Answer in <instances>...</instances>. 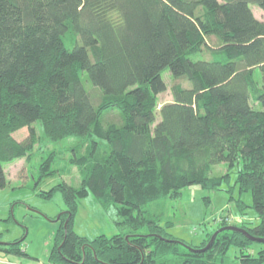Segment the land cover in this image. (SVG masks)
I'll return each instance as SVG.
<instances>
[{"label": "trees", "instance_id": "obj_1", "mask_svg": "<svg viewBox=\"0 0 264 264\" xmlns=\"http://www.w3.org/2000/svg\"><path fill=\"white\" fill-rule=\"evenodd\" d=\"M253 6L264 12V0H0V188L3 164L29 162L39 146L37 122L52 140L107 143L100 156L94 141L88 155L72 159L83 174L80 188L63 182L39 193L50 197L58 188L68 206L50 264H228L232 247L238 264L264 263V244L255 256L256 242L240 232H220L202 250L210 239L189 244L169 234L174 223L165 221L166 202L190 186L220 189L229 174L212 176L213 167L238 164L240 192L252 193L260 220L239 227L264 237V20ZM197 53L204 58L192 60ZM165 68L173 101L159 108ZM85 72L101 91L98 105ZM111 108L121 111L120 124L101 122ZM50 168L49 156L40 180L54 174ZM89 194L113 206L126 231L93 240L77 234L78 204ZM23 241L0 242V250L28 256Z\"/></svg>", "mask_w": 264, "mask_h": 264}, {"label": "rangeland", "instance_id": "obj_2", "mask_svg": "<svg viewBox=\"0 0 264 264\" xmlns=\"http://www.w3.org/2000/svg\"><path fill=\"white\" fill-rule=\"evenodd\" d=\"M253 9L256 17L264 20V12L257 6H253ZM190 58L197 61L203 59L204 55L197 53ZM162 75L168 88L158 96L159 108L173 101L171 91L173 79L169 68H165ZM254 76L261 85L262 73L259 68L255 69ZM83 81L91 101L94 105H98L100 89L88 79L86 72L83 75ZM185 86L189 87L190 82H185ZM252 106L257 110L262 109L261 105L254 102ZM121 115L118 108H111L100 115V120L103 124H120ZM34 126L40 136L39 146L35 148L29 162L21 158L3 164L7 185L5 188H0V242L14 243L24 239L21 248L28 256L16 255L18 264H50L49 258L55 235L60 228L58 217L68 210L64 194L60 189H55L50 197H43L39 193L48 192L63 182L74 188H80L83 174L79 166L71 162L72 159L88 155L94 141L97 142L95 147L97 156L107 149V143L97 138L85 140L81 136L73 135L61 140H52L44 134L40 122L35 123ZM27 133L28 130L25 128L16 132L14 136L20 141ZM49 156L50 169L55 172L40 180L42 163ZM238 168V164L215 165L211 171L212 176L229 174V181L224 182L220 189L203 190L199 186H190L182 191L179 200L166 202L165 221L174 223L167 232L189 244L198 245L200 244L198 240L202 237L203 241L211 239L210 235L213 236L221 223H227L226 226H240L243 223L257 226L260 220L253 208L252 193L240 192L237 182ZM239 200L247 206L243 213L238 206ZM153 209L157 212L163 210L162 205H154ZM120 221L121 218L117 216L113 206L106 209L93 194H89L79 201L73 228L80 236L93 240L100 235L110 237L126 231L118 225ZM260 247L262 246L259 243H254L249 253L256 256ZM0 253L4 257L1 259L13 264L7 261L5 252L0 250ZM238 256L239 250L232 247L229 251L228 264H238Z\"/></svg>", "mask_w": 264, "mask_h": 264}, {"label": "water", "instance_id": "obj_3", "mask_svg": "<svg viewBox=\"0 0 264 264\" xmlns=\"http://www.w3.org/2000/svg\"><path fill=\"white\" fill-rule=\"evenodd\" d=\"M237 231V232H240L242 234H244L248 239H250L251 241L253 242H256V243H261V244H264V237H256L254 235H251L249 233V231H247L246 229L244 228H241L239 226H233V225H228V226H224V227H221L220 229H218L214 234L213 236L211 237L210 241L208 242V244L206 245V247H204L202 250H207L208 248L211 247L215 237L220 233V232H223V231Z\"/></svg>", "mask_w": 264, "mask_h": 264}, {"label": "crops", "instance_id": "obj_4", "mask_svg": "<svg viewBox=\"0 0 264 264\" xmlns=\"http://www.w3.org/2000/svg\"><path fill=\"white\" fill-rule=\"evenodd\" d=\"M203 237L201 239H199L198 243H201L203 241ZM2 251V250H1ZM7 254V256H5L6 258H8L7 261H10V263H13V264H18V262H16V255H13V254H9L7 253L6 251H3ZM1 258H4L1 253H0V264H9V262L7 263L5 260L1 259ZM26 258V257H25ZM27 261H30L26 258ZM31 262V261H30Z\"/></svg>", "mask_w": 264, "mask_h": 264}]
</instances>
